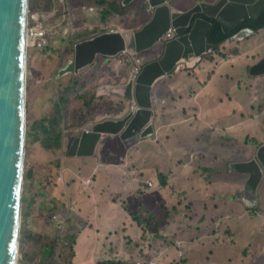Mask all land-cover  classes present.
<instances>
[{"label": "trees", "instance_id": "trees-1", "mask_svg": "<svg viewBox=\"0 0 264 264\" xmlns=\"http://www.w3.org/2000/svg\"><path fill=\"white\" fill-rule=\"evenodd\" d=\"M109 1L110 0H69L70 6L71 2L74 6L76 3L86 5L87 7L95 6L99 8L100 12V23L85 28L78 27L73 30V25L68 14L67 16L63 14L66 11V8H63L64 5L59 0H29L30 12L45 14L46 18H49V21L55 18L54 21L56 23L52 28L44 30L38 40L29 46V54L32 57V61L38 63L40 66L37 73L38 77L50 81L51 79L49 78V75L57 65L58 60L61 58L60 64H62L65 58L70 57L74 52L76 44L80 40L89 37L92 34L107 31L109 28L104 27L106 21H114V24L115 18L119 17L130 22L133 28L138 29L146 24L153 15V11L149 8L147 0H132L127 5L122 4L123 0H116L115 4L109 3ZM169 1L170 4L178 7L177 0ZM181 1L184 2V4L181 5V8L184 10L190 8L196 2V0ZM71 11L72 22H75L77 16L72 9V6ZM203 16L208 18L212 23L207 34V39L215 45L213 48L214 50L211 51L210 54L204 56L201 60V63L208 61L213 63L211 70H209L210 77L207 79L208 81L213 74L216 73L217 60H219L221 64L223 59L229 57L228 52L225 51V43L239 30V28L231 32H225L216 19L207 17L206 15ZM197 17L198 15L195 16L194 19ZM263 20L264 13L258 20H252V22L254 24H260ZM253 28L255 29V33L259 32L257 30L258 27L256 28L253 26ZM82 30H84V33H82ZM189 30L190 28H179L177 33H186ZM66 41L67 44L62 53V46ZM241 42L242 40H235L231 44V47H228L230 52H233L234 55L241 54L245 49L241 45ZM252 48L253 45L247 47V49ZM164 49V43L157 42L149 49L138 53L137 56L142 59L143 66L147 62L159 58L163 54ZM153 50H158L159 52L153 53ZM105 57L106 56L98 55L96 60L89 65L85 71L73 73L63 77L60 81H55L54 92L47 97V101L51 104L41 110L40 116L37 120L32 121V124L27 131L26 137L29 143L33 144L32 146L29 145V150L34 149L35 145L40 143L44 152L42 166L36 167L32 174V180L35 186L30 189V192L28 190L27 193L29 194V199L23 204L25 210H27V204L28 202H31L35 208V212H33L32 209H29V213L38 224L45 219V213H41V206L44 203L47 204L48 210L50 211L48 218L64 209L63 198L60 196L61 185L57 176V169L60 164L59 158L63 154L65 148V146H63V141L65 137L67 139V135L65 136V134L69 132L71 143L76 134L75 132L79 128H83L90 121H94L97 117L98 112L96 110L102 104V102L99 101L100 96L98 88L102 84L100 80L102 78L103 61ZM113 58L117 60L118 58H122L123 62L126 64L128 62V59L121 55V53ZM198 67L201 68L199 65L194 67L186 66L182 70L190 75L193 74L197 77L198 83L203 84L204 86L207 81L202 83L201 79L198 77ZM120 68H123V70L125 69L122 66H120ZM129 76L130 75H122L121 77L117 74L115 77L116 80L112 83V86L126 83ZM196 92V90L193 91V93ZM168 113L169 111L165 110L163 114L166 117ZM116 114L117 112L114 116H116ZM111 115H113V113ZM77 119L78 122H76ZM169 136H166L165 138ZM116 138L118 139L119 137L116 136ZM196 148L197 147L194 149H188L185 147L183 153H196ZM102 149H104L103 146H100L99 151ZM224 153H229V151L216 148L214 153L206 154L209 156L210 162L214 164L206 167L203 166L204 164L199 163L197 169H193L191 166V163L196 161V156L193 155L191 159L186 161H183L180 158L179 163L183 164L184 169L178 167V174L176 175L179 180L176 179L174 182L172 181L169 172L156 168V175L161 179V189L156 188L154 194H156L157 197L161 195L160 198L163 199L162 202L164 203L162 208L166 213L170 215H172V213L177 214V222L179 221V224L182 225L188 224L187 227L190 229L187 234H180L175 235L176 237H172L169 244L171 242V244L176 243V245L179 246L177 243H181L185 240H199L201 236L198 237L194 234L198 235L201 228L204 230L209 226L203 223L204 220L214 214V208L217 209L220 206L225 208L227 205L225 200L228 199V197L236 195L238 190L243 186L245 175L231 172L229 170V164L237 160H242L244 153H235L233 155L232 153H229L227 154V157H224ZM221 157L223 158L221 159ZM27 175L28 173H26V177ZM208 188L210 194L205 193V190ZM215 199L220 201H215ZM263 200L264 179L260 185L259 202L256 206L260 205ZM214 201L215 204L212 205ZM70 202L72 204V200ZM240 202L245 208H247L244 202ZM236 211L237 209H234L233 213ZM219 215L228 218V215H225L224 213H219ZM133 217L144 223L146 228L149 229L143 230V234L137 244L141 247V244L150 243L152 238L149 237V235L159 234L158 232H160L159 230L162 228L160 221L162 216H157L148 208L140 205L136 212L133 213ZM248 223H250V221L247 220L244 224ZM88 226L91 227V224L88 223ZM84 228L85 226L79 230L83 231ZM179 229L182 233L184 232L182 228L179 227ZM250 232L251 229L243 227L239 231V237L244 238V236ZM216 233V230H211L210 235H212V237L204 239L212 240V244L218 246L219 242L215 238ZM254 235L255 233L253 234V237ZM77 236L78 232L72 242L69 241V243H64L59 241L57 227L55 228L54 225H52V230L50 232L45 228L32 229L27 233L28 247L24 254L25 262L27 264H91L93 260H86L84 262L78 261L79 254L76 249ZM236 244L242 245L244 242L241 241ZM251 244L253 245L254 243L251 242ZM215 251L216 248L212 247L210 252L212 253ZM178 253L184 255L185 251L180 250ZM240 253L245 255L247 250L240 251ZM131 257L132 259L130 262L132 263L130 264H133V261L141 257L145 260L151 258L152 254L144 247H141L139 253L137 255H132ZM116 259V257L108 258L98 264H126L117 261ZM168 261L171 262H165V264H175V262H177V260ZM181 263H185V259L181 260Z\"/></svg>", "mask_w": 264, "mask_h": 264}, {"label": "rangeland", "instance_id": "rangeland-1", "mask_svg": "<svg viewBox=\"0 0 264 264\" xmlns=\"http://www.w3.org/2000/svg\"><path fill=\"white\" fill-rule=\"evenodd\" d=\"M109 3L115 4L116 0H110ZM77 4L79 3H76V5L74 6L71 2L72 9L74 10L77 16V20L75 22H72V11L70 5V11L67 12L66 8V11L63 13L65 16H67L68 14V17L71 19L73 30L77 29L78 27L85 28L87 26H93L95 24L100 23V12L98 7H87L86 5ZM122 4H124L123 1ZM65 7L66 6H63V8ZM54 19L55 18L50 21H45V30L52 28L54 25H56ZM120 21L128 22L125 19L117 17L115 18L114 24V21H106L104 23V27L109 28L107 31L121 30L124 25H121ZM125 27L130 29H136L133 27H129V25ZM43 31L40 32L38 36H30L29 38L27 37L29 44L27 54V65L25 68L26 73L23 74V81L25 82L27 89L26 131L29 130L32 121L37 120V118L40 116L41 110L51 104L47 101V97L54 92V82L60 81L63 77L76 73L72 72L65 76L61 75L60 79L56 78L59 68L65 65L68 60L73 57V52L70 57L65 58L63 60L62 64H60L61 58L58 60L57 65L49 75V78L51 79L50 81H46L43 78L38 77L37 73L40 69V66L38 63L32 61V57L29 54V46L34 44L38 40ZM82 33H84V30H82ZM253 35L254 33H251L247 37V42L250 44L253 43V40H264V28L260 30V32L255 34V37ZM66 44L67 41L62 46V53L66 47ZM152 52L156 53L159 51L153 50ZM137 54L138 53H132L127 49L123 51L121 55L125 56L128 59V62L127 64L125 62L122 63V67L128 68L129 66L133 68L135 61L138 58ZM198 65L201 67L198 72V77L201 79L202 83H204L210 77L209 70H211L213 63L208 61L205 63H199ZM216 67V76H214L213 80L206 87H204V90H202L201 92L200 90L201 87H203V84L199 85L197 77L189 75L187 72L184 71H177L172 74H169L164 77L161 82H157L156 87H158L160 84V89L158 92L160 100V112L158 116L153 113L152 121L164 120L165 123L162 124L159 128H157V125H155L156 127L154 126L153 129L149 131L145 136L140 135V138H137L135 144H132L127 140H123L120 137L116 140H108L106 145L107 148L102 154L103 156H108L113 160L116 159V156L119 153L123 152L140 153V157L145 158L147 162L146 166L149 167V169L143 170V173L139 179V185L143 190L150 193L154 204V210L156 211H163L164 213V209H162L164 203L161 201V199L156 196V194H154L156 188L161 189V179L156 175V168L160 170H165L166 172H170L171 179L173 182L174 180L178 179L175 173V167L178 164V158L174 153H165L163 148L158 145L160 137L164 136L169 132H175V139H182L186 141L185 144L188 143V145L193 149L197 147L196 153H184V161L191 159L193 155L196 156V161L191 163L193 169L198 168L197 164L194 163L199 162L203 164L202 162H200V155L203 154L205 148L203 147L202 141L198 140L202 138V135L204 134H206L207 137L212 139V141L218 146L219 149L229 151V153H232V155L235 154V150L237 148L236 145L233 143V138H237L239 140L249 139L255 144L264 142V133L255 129L256 122H252L249 119H241V113L243 111L247 113V104H244V101H246L247 97L244 89L241 88V91H239V86L244 87L245 85H250L252 81L247 82L245 80L250 77H253L252 73L240 74L241 81L238 79H227L225 78V75L227 72H231L230 64L226 63L221 65L219 60H217ZM86 69H84L83 71H85ZM117 74L122 76L123 68H106V71L105 69H103L102 78L100 80L102 84L98 88L100 96L99 101H101L102 104L96 110L97 112H106L107 114L113 108L115 109V112H118L123 106V104L126 105L127 103H129V101L125 100L120 94L114 91L115 86H111L112 83L116 80L115 76ZM220 82L223 83L226 87H220ZM103 86H106L108 88V91L105 93H101V89ZM193 90H196L198 92V99L205 98L206 101H208L209 99L210 105L207 104L203 107V109L200 106L202 111L200 109L198 117L191 119L189 118L187 122L179 125L178 122L180 120L176 118L179 113H184L185 110L187 114L192 115V97L194 96V94L197 93H193ZM153 99L155 102L157 98L153 95ZM158 107L159 104H157V107L155 109H157ZM165 110L169 111L166 117L163 114ZM225 112H227L228 115L227 122H233L234 126L231 128L226 127L225 137L222 142H220L215 138H211V136L217 133V129L219 128V125L221 123V120L219 121L217 119L219 117H224ZM234 112L235 116H233ZM76 122H78V119L76 120ZM91 122H93V120L89 123ZM66 135L68 138L69 132H67L65 136ZM64 140L65 142L67 141L66 137ZM29 145L32 146L33 144H30L26 137L24 169L22 172L21 180V193L23 201L22 224L20 234V246L17 252V264H27L24 259V254L28 247L27 233L34 228H45L47 231L50 232L52 230V225H54L55 228L58 227L57 223H59V218L64 217L66 214L68 215L67 227L69 225H71L72 227L69 226L68 229L65 230L64 234L62 235L64 240L72 242L76 235L75 231H73L75 227H78L79 230L82 226H85L83 231H78V236L76 238V249L79 254L78 261L84 262L86 260H93L94 256L98 258L99 254L98 252H96L98 239L92 228L88 226V223L90 222H87V220L90 217L84 213V206L82 203V193L85 189L88 190L89 193H92L93 197L104 201V198L103 196H101L98 185H86L81 179V177L85 178V176L93 173L94 171V166L86 163L90 155H70L67 153V147L64 144L65 148L63 150V154L59 158L60 164L59 168L57 169L58 181L61 185L60 196L63 198L64 209L60 210L59 213H56L57 218H48L50 211L48 210L47 204L44 203L41 206V213H45V219L42 220L40 224H38L29 213V209H32L33 212H35L34 206L31 204V202H28L27 210H25L23 204L29 199V194L27 193L28 190L30 192V189L35 186L32 180V174L34 173L36 167L42 166L44 160V152L40 143H37L34 149L31 150H29ZM215 149L216 148L209 150V153H214ZM229 153H224V157H227V154ZM252 154L255 155L256 153ZM213 164L214 163L210 162L209 156L205 155L203 166L209 167ZM26 173H28L27 177ZM155 177L157 178V180L155 179ZM205 193L210 194L209 188L205 190ZM71 200L72 204L70 202ZM225 201L227 203L225 208L222 206L217 209L214 208V214L204 220L203 223L209 226H207L204 230L201 228L198 235L192 233L195 236H201L199 240H185L181 243H177L179 246H177L176 243L171 244L170 242V251L168 253H164L163 256L161 255L160 263L158 264H165V261L171 262L168 260H177L175 264H194V260L203 263L206 260V257L211 256L213 254V252L211 253L210 251L212 247H215V245L212 244V240L204 239L212 237V235H210L211 230H216L217 233L215 238L216 240H218L219 246L221 248L227 246L228 241L230 242V239H225L230 233L233 232V228L242 227L247 220L252 221L257 228L264 230V200L260 205L256 207H251V203H246L247 208L244 207V205L236 198L235 195L228 197V199H226ZM234 209H237V211L233 213ZM219 213H224L225 215H228V218L220 216ZM52 219L54 220V222ZM167 222L169 223V220H167ZM173 223L176 224V230L174 232L175 235H184L187 234V232L190 230L187 227L188 224L182 225L179 224V221H173ZM118 224L119 221L116 219V217H114L113 221L110 223V226L112 228H115ZM179 227L183 229V233L180 231ZM258 238L264 240V234H262V236L260 237L256 236L255 234L253 238V243H256V240ZM158 239L159 242L163 241L162 236H160ZM114 244H118L117 239H115ZM180 250L185 251V254L181 255L180 253H178V251ZM168 255H175V258H168ZM232 258L234 257L232 256ZM184 259L185 263H181V260ZM104 260H99L97 263ZM210 260H213L215 264L221 263L219 253H217L215 256H211Z\"/></svg>", "mask_w": 264, "mask_h": 264}, {"label": "water", "instance_id": "water-1", "mask_svg": "<svg viewBox=\"0 0 264 264\" xmlns=\"http://www.w3.org/2000/svg\"><path fill=\"white\" fill-rule=\"evenodd\" d=\"M131 1L123 0V5ZM147 3L153 15L146 24L138 29L123 27L121 30L98 32L80 40L73 57L59 68L56 78L83 71L98 55L115 57L125 49L132 53L147 50L170 27L190 30L169 39L158 59L145 63L140 73L133 72L126 83L115 86L114 91L129 103L123 104L116 116L94 120L79 128L68 154L93 155L106 135L118 134L122 139H129L145 136L153 129L154 85L159 79L180 71V60H189L188 67H194L215 47L207 39L212 23L203 15L216 19L225 32L242 25L244 28L233 35L235 40H241L254 33L248 23L245 24L246 19H257L264 13V0L201 1L188 10L172 6L169 0H147ZM28 16L29 0H0V264H17L20 246L21 180L27 135V89L23 74L26 73L29 45ZM249 73L264 75V57L252 64ZM263 166L264 144L259 147L256 157L229 164L231 172L248 174L238 195L251 205L264 175Z\"/></svg>", "mask_w": 264, "mask_h": 264}, {"label": "crops", "instance_id": "crops-1", "mask_svg": "<svg viewBox=\"0 0 264 264\" xmlns=\"http://www.w3.org/2000/svg\"><path fill=\"white\" fill-rule=\"evenodd\" d=\"M202 1L213 2V0H202ZM177 2H178V6L184 4V2L180 0H177ZM120 23L121 25L123 24L124 27L127 25H129V27H132L129 22L120 21ZM118 27H122V26H118ZM255 34L257 33H254L253 35L254 37ZM247 37H245L241 42V45L245 48L241 54L234 55L233 52H229L227 49H225V51L228 52L229 57L223 59L221 65L229 63L231 68V72H227L225 78L238 79L241 81L240 74L242 73L249 74L250 66L264 56V52H262L259 48V45L263 43L264 40H253V43L250 44L247 42ZM253 44H258L257 48L252 50L247 49L248 46ZM111 58L113 57H105L103 61V69H105V71L106 68L115 69L117 67L122 66V62H123L122 58H119L118 60ZM199 63H201V60L197 63V65ZM200 69L201 68H199V70ZM181 70L182 69H180V71ZM132 72H133L132 67L128 66V68H125L123 70V76H128ZM216 74L217 73L213 74L211 79L208 80L203 87H201L200 92L204 90V87H206L213 80ZM161 79H159L158 82H161ZM245 81L247 82L252 81V83L250 85H245L244 87L239 86V91H241V88L244 89L247 97L246 101H244V104H247V113L243 111L241 113V119H249L252 122H256L255 129L262 131L264 133V75L253 76L246 79ZM156 84L153 87V93L154 96L157 98L155 101V108L157 107V104H159V107L155 109V115H158L160 112V100L158 94L160 89V84L158 87H156ZM219 86L226 87L221 82L219 83ZM107 91L108 88L106 86H103L101 89V93H105ZM198 96L199 95L197 92L192 97L193 100V104L191 107L192 115L187 114V112L184 110V113H179L176 116V118L180 120L178 122L179 125L187 122L189 118L191 119L198 117V114L200 113V109L201 108L203 109V107L206 106L207 104L210 105L209 99L208 101H206L205 98L198 99ZM112 113L113 115H111ZM115 113L116 112L114 108L111 109V111L108 112L107 114L106 112L103 113L98 112L97 117L94 120L107 119L113 117ZM233 116H235V112L233 113ZM227 118L228 115L227 112H225L224 117L222 118L219 117L217 119L219 121L221 120V123L219 125V128L217 129V133L213 134L211 138H215L216 140L222 142V140L225 137L226 127L231 128L234 126L233 122L230 123L227 122ZM164 123H165L164 121L153 120V127L157 125V128H159ZM174 133L175 132H169L164 136L160 137L158 141V145L161 148H163L165 153H174L177 156L178 164L175 167L176 168L175 173L178 174L177 172L178 167L184 169L183 164L179 163L180 158L184 161V153H183L184 148L185 147L188 149H193V148L190 147L188 143L185 144L186 141L182 139H178V140L175 139ZM116 136L120 137L118 134L112 136H108V135L104 136L102 141L98 144L95 153L93 155H90L86 161L87 164H91L94 166L93 173L85 176V178L81 177L82 181H84V184L86 185H94V184L98 185L101 196H103L104 198V201L101 199H97L93 197V194L89 193L88 190L86 189L82 193V203L84 206V213L90 217L88 218L87 222H90L91 228L98 239L96 252H98L99 257L96 258V256H94L93 262L91 264H98L97 262L99 260H104L114 257L117 258L116 259L117 261L130 264L132 263L130 262L132 259L131 256L137 255L141 247H144L148 252H150L152 256L156 258L158 264L160 263L161 255L163 256L164 253H167L170 250L169 241L171 240L172 237H176L174 234L176 230V224H174L173 221L177 222L178 215L174 213L170 215L165 211L163 213V211L154 210V204L150 196V193L143 190L139 185V179L143 173V170L149 169V167L146 166L147 162L145 158L140 157L139 155L140 153H124V152L119 153L116 156V159L114 160L109 158L108 156L102 155L104 153V150L107 148L106 145L108 140L111 139L116 140L117 139ZM166 136L169 137L165 138ZM202 136L203 137L200 138L198 141H202L203 147L205 148L204 153L200 155V162L204 164L205 155L212 154L209 153V150L218 148V146L212 141V139L207 137L206 134ZM138 137L139 136L131 137L129 139H123V140H127L132 144H135V141L137 140ZM249 142L252 144V150L256 151V146L252 143V141L249 140ZM100 146H103L104 149L99 151ZM249 156H253V154L250 153ZM194 164L198 165L199 162H196ZM87 179H91V182L87 183ZM260 185L257 189L255 199L252 200L253 204L251 207H255L259 202ZM244 186L245 185H243L238 190L235 196L238 200L246 204L247 202L244 201V199L238 195V193L243 190ZM160 197L161 195H159L158 198L161 199V201H163V199ZM215 201H220V200L215 199ZM215 201L212 203V205L215 204ZM140 205H143L144 207L148 208L151 212L155 213L157 216L160 215L162 216L160 220L162 228L161 230H159L160 231L158 232L159 234L149 235V237L152 238L150 243L141 244V247H139L137 242L140 241V238L143 234V230L148 228H146L144 223L136 220L133 217V213L136 212L137 208ZM114 217H116V219L119 221V224L115 228H112L110 226V223L113 221ZM167 220H169V223L167 222ZM243 227H246L247 229H251V232L246 234L244 238H240L239 231ZM263 232L264 230L257 228L252 221H250V223L248 224H244L242 227H235L233 228V232L230 233L225 239V240L230 239V242L229 241L227 242V246H224L222 248L219 245L215 246L216 251L213 252L211 256H215L217 253H219L220 262H221L220 264H257V263L264 264V241H262L261 238H258L256 240V243H254L253 245L251 244L254 238L253 234L255 233L256 236L260 237L262 236ZM160 236L163 237V241L159 242L158 238ZM115 239L118 240V244L116 245L114 244ZM241 241L244 242V244L242 245L236 244ZM243 250H247V253L245 255H242L240 253V251ZM211 256L206 257V260L203 263L194 260L195 261L194 264H215L213 260H210ZM232 256L234 258H232ZM167 257L175 258V255H168ZM165 262L168 263L167 261Z\"/></svg>", "mask_w": 264, "mask_h": 264}, {"label": "built area", "instance_id": "built-area-1", "mask_svg": "<svg viewBox=\"0 0 264 264\" xmlns=\"http://www.w3.org/2000/svg\"><path fill=\"white\" fill-rule=\"evenodd\" d=\"M64 6H66L65 8H67V12L70 11V7H69V1L68 0H59ZM45 21H49V18H46L45 14H40L39 12H29V16H28V29H27V33H28V38L30 36H38L40 32H42L43 30H45ZM166 37H171L176 33V28H171L169 30H167L166 32ZM125 51V50H123ZM142 60L140 58L136 59V62L134 64L133 67V71L135 74L140 73L141 69H142ZM180 66L184 67L185 63L184 62H180ZM91 179H87V183H90ZM57 218L56 213L53 214L51 216V218ZM67 219H68V215L66 214L64 217H60L59 218V223H57L58 227H57V235L59 237V241L60 242H64V243H69V241L64 240L62 235L64 234L65 230L68 229V227H72L71 225H69L67 227ZM53 220V219H52ZM54 222V220H53ZM75 231V233L78 232V227H75V229L73 230ZM134 264H157V260L155 259V257H151L148 258L147 260L143 259L142 257L135 260Z\"/></svg>", "mask_w": 264, "mask_h": 264}, {"label": "flooded vegetation", "instance_id": "flooded-vegetation-1", "mask_svg": "<svg viewBox=\"0 0 264 264\" xmlns=\"http://www.w3.org/2000/svg\"><path fill=\"white\" fill-rule=\"evenodd\" d=\"M181 1V0H180ZM186 1H189V0H186ZM202 0H196V2L194 3L195 5L197 4V3H200ZM217 0H213V2H216ZM203 2V1H202ZM169 4H170V1H169ZM172 5V4H171ZM172 6H174V7H177V6H175V5H172ZM182 6L181 5H179L177 8H179V9H182L181 8ZM193 6H191L190 8H192ZM189 9V8H188ZM188 9H185V10H188ZM182 10H184V9H182ZM262 16V15H261ZM260 17V16H259ZM259 17L257 18V19H253V18H251V17H249V18H247L246 19V21H245V24H247L248 23V25L247 26H249V27H251L253 30H254V33H255V29L253 28V26H255L256 28L258 27V31L260 32V30H262L263 28H264V26H263V24H264V20L259 24V23H253L252 22V20H258L259 19ZM191 22L192 23H194V19H192L191 20ZM242 25H237V26H235V28L233 29V30H237L238 28H239V30L237 31V32H240V30L242 29V28H244V27H241ZM246 26V27H247ZM236 32V33H237ZM183 33V32H182ZM180 34V36L181 35H183V34H185V33H183V34ZM236 33H234V34H236ZM233 34V35H234ZM178 33L176 34V35H174L173 37H178ZM233 35L227 40V42L225 43V49H227L229 52H230V50H229V48L228 47H231V44L235 41V39L233 38ZM257 46H258V44H253V48L252 49H255V48H257ZM259 48H260V50L262 51V52H264V42L263 43H261L260 45H259ZM252 49H250V50H252ZM213 50V49H212ZM211 50V51H212ZM210 51V52H211ZM210 52H208L207 54H210ZM206 54V55H207ZM256 54V53H255ZM205 55V56H206ZM264 57V56H263ZM262 57V58H263ZM261 58V59H262ZM158 59V58H157ZM153 60H155V59H153ZM260 60V59H259ZM179 62H184L185 63V66L184 67H182L181 69H183V68H185L187 65H188V63L187 62H189V60H185V59H182V60H180ZM182 71V70H181ZM254 76V75H253ZM162 80V79H161ZM233 141H234V144L236 145V150H235V153H244V156H243V159L242 160H237L236 162H239V161H248V160H250V159H252V158H254L255 157V155H253V156H249V154L250 153H256V151H253L252 150V144L249 142V139H243V140H239V139H237V138H233ZM65 144V146L67 147V152H68V150H69V147H70V137L68 136V138H67V141L65 142V140L63 141V145ZM263 171H264V166H263ZM240 174H243V175H245V181H244V184L243 185H245V183H246V181H247V179H248V174H246V173H240ZM263 179H264V177H263ZM263 181V180H262ZM245 201V200H244Z\"/></svg>", "mask_w": 264, "mask_h": 264}, {"label": "clouds", "instance_id": "clouds-1", "mask_svg": "<svg viewBox=\"0 0 264 264\" xmlns=\"http://www.w3.org/2000/svg\"><path fill=\"white\" fill-rule=\"evenodd\" d=\"M203 2H205V1H203ZM206 3H212V2H206ZM195 5V4H194ZM193 5V6H194ZM30 12V11H29ZM171 28H176V33L174 34V35H176L177 34V31H178V27H170L169 29H171ZM168 29V30H169ZM166 35V33L164 32V34L160 37V39L157 41V42H163L164 43V45L167 43V41L169 40V39H171V38H175V37H173V36H171L170 38L169 37H166L165 36ZM178 36H180V34L178 35ZM244 39V38H243ZM243 39H241V40H243ZM156 44V43H155ZM154 44V45H155ZM126 50V49H125ZM165 50V49H164ZM214 50V49H213ZM212 50V51H213ZM123 52V51H122ZM122 52H121V54H122ZM140 58V57H139ZM141 59V58H140ZM142 60V59H141ZM179 64H180V62H179ZM141 66H142V64H141ZM188 66V65H187ZM252 66V65H251ZM250 66V67H251ZM182 68V67H181ZM249 70H250V68H249ZM134 72V71H133ZM132 72V73H133ZM256 76H260V75H256ZM85 127V126H84ZM83 127V128H84ZM75 133H77V131L75 132ZM252 143L256 146V154H255V157L257 156V152H258V149H259V147L262 145V144H264V142H261V143H257V144H255L253 141H252ZM64 146V145H63ZM263 177H264V175H263ZM262 180H263V178H262ZM262 180H261V182H262ZM261 182H260V184H261ZM259 184V185H260ZM259 187V186H258ZM258 189V188H257ZM52 216V215H51ZM79 231V230H78ZM152 257H154V256H152Z\"/></svg>", "mask_w": 264, "mask_h": 264}, {"label": "bare ground", "instance_id": "bare-ground-1", "mask_svg": "<svg viewBox=\"0 0 264 264\" xmlns=\"http://www.w3.org/2000/svg\"><path fill=\"white\" fill-rule=\"evenodd\" d=\"M132 55H134V54H132ZM188 63V62H187ZM67 149V148H66Z\"/></svg>", "mask_w": 264, "mask_h": 264}]
</instances>
